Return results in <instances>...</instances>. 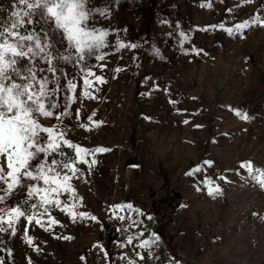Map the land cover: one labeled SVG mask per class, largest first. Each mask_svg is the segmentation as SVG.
Masks as SVG:
<instances>
[{
    "label": "rangeland",
    "instance_id": "1",
    "mask_svg": "<svg viewBox=\"0 0 264 264\" xmlns=\"http://www.w3.org/2000/svg\"><path fill=\"white\" fill-rule=\"evenodd\" d=\"M14 2L0 0V18ZM212 4L90 0L110 6L95 18L109 30L95 54L104 59H86L89 87L61 62L55 111L64 115L40 123L69 145L108 151L76 162L75 194H61L59 207L0 232L12 264H264V186L253 179L264 165V0H217L206 14ZM212 17L233 23L214 33ZM254 19L238 44L234 29ZM63 148L70 160L74 149ZM23 199L17 191L3 207Z\"/></svg>",
    "mask_w": 264,
    "mask_h": 264
},
{
    "label": "snow or ice",
    "instance_id": "2",
    "mask_svg": "<svg viewBox=\"0 0 264 264\" xmlns=\"http://www.w3.org/2000/svg\"><path fill=\"white\" fill-rule=\"evenodd\" d=\"M12 8L7 19L0 18V232L11 230L9 234L14 235L15 224L21 218L28 223L33 221L34 209H43L39 215L44 216L47 206L61 205V194H75L69 181L78 171L76 162L88 163L87 157L95 151H108L70 145L73 156L70 160L62 159V145H69L65 133L42 125L40 119H59L64 115L55 111L60 80L66 77L59 66L61 62L79 67L85 87L91 86L88 77L95 74L85 61L93 56L104 59L95 54L106 46L109 35V30L96 26L95 18L107 19L111 13L109 5L94 7L90 0H15ZM250 23L257 21H246L236 28H247ZM57 34L65 43L63 51L56 46ZM97 80L104 82L101 77ZM76 87L69 83L70 90ZM243 118L248 119L246 115ZM81 156L85 159L80 160ZM241 167L252 171L250 163ZM260 176L253 179L264 186V172ZM17 191L24 194L23 201L3 207ZM65 209L75 218L69 206ZM35 223L41 224V220L35 219ZM143 246L148 247L149 242L145 241Z\"/></svg>",
    "mask_w": 264,
    "mask_h": 264
},
{
    "label": "built area",
    "instance_id": "3",
    "mask_svg": "<svg viewBox=\"0 0 264 264\" xmlns=\"http://www.w3.org/2000/svg\"><path fill=\"white\" fill-rule=\"evenodd\" d=\"M216 2L217 0H213V4L209 7V9H205L204 12L206 14H211V11L212 9L216 6ZM240 4H235V8L237 9V11H240ZM211 17V16H210ZM216 19L214 17L211 18V22H210V25H211V29L214 33H217V32H225L226 33V26L227 25H232L233 21L232 20H229V21H226L225 23H217L215 21ZM197 26L200 27V28H203V24L198 22L197 23ZM234 34H235V37H236V42L238 44H242L243 42V36H242V33L239 30H237L236 28L234 29ZM229 34H226V37L228 36ZM220 50V49H218ZM250 107H252V105H250Z\"/></svg>",
    "mask_w": 264,
    "mask_h": 264
},
{
    "label": "trees",
    "instance_id": "4",
    "mask_svg": "<svg viewBox=\"0 0 264 264\" xmlns=\"http://www.w3.org/2000/svg\"><path fill=\"white\" fill-rule=\"evenodd\" d=\"M260 96H261V94H260ZM262 96H264V95H262ZM260 102H264V99H263V101H260ZM260 109H261V107H260ZM63 149L70 152L72 147L70 145H64ZM257 170H259V171H257ZM256 171L260 175L261 172H264V165H260V166L256 167ZM0 261H2L3 264H12L11 252L9 251L7 246L4 245L3 239L1 238V234H0Z\"/></svg>",
    "mask_w": 264,
    "mask_h": 264
},
{
    "label": "water",
    "instance_id": "5",
    "mask_svg": "<svg viewBox=\"0 0 264 264\" xmlns=\"http://www.w3.org/2000/svg\"><path fill=\"white\" fill-rule=\"evenodd\" d=\"M127 162H128V163H130V161H129V160H128ZM176 196L178 197V196H179V194H176Z\"/></svg>",
    "mask_w": 264,
    "mask_h": 264
}]
</instances>
